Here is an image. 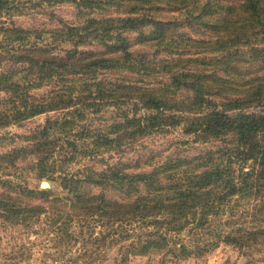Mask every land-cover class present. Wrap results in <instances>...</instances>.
I'll use <instances>...</instances> for the list:
<instances>
[{"label": "trees", "instance_id": "trees-1", "mask_svg": "<svg viewBox=\"0 0 264 264\" xmlns=\"http://www.w3.org/2000/svg\"><path fill=\"white\" fill-rule=\"evenodd\" d=\"M63 6L72 22L15 20ZM263 34L264 0H0V226L29 228L46 215L71 238L67 222L95 219L118 225L121 243L138 224L144 244L188 228L212 238L181 244L180 257L219 244L264 252V116L248 112L264 107V49L250 47ZM41 115L25 136L1 133ZM181 124L193 143L220 146L147 170L124 160ZM26 171L56 175L66 196L29 189L17 181Z\"/></svg>", "mask_w": 264, "mask_h": 264}, {"label": "rangeland", "instance_id": "rangeland-1", "mask_svg": "<svg viewBox=\"0 0 264 264\" xmlns=\"http://www.w3.org/2000/svg\"><path fill=\"white\" fill-rule=\"evenodd\" d=\"M28 12H30L28 16L15 19L18 25L51 28L59 20L72 22L76 14L75 10L68 6L46 7L38 11ZM180 32L187 36L192 35L186 29L181 31L179 29L178 34ZM250 47L262 50L264 49V41L252 44ZM165 56L161 55L160 58H165ZM247 69L246 73L250 74L252 70L248 66ZM246 80H248L246 83L251 81L249 78H246ZM111 112L109 111V113ZM248 112L264 116V107H256L248 110ZM140 114L142 116L146 115L144 112H140ZM46 118V115H41L19 126L9 127L1 133L10 136H25L29 131L42 125ZM183 126L181 124L180 129L145 138L138 143L137 147L125 150L124 160L129 162L132 167H136L137 170L144 168L147 170L146 165L158 163L170 155L195 156L204 151L215 150L216 147L220 146V144L193 143L190 137L183 135L185 134ZM23 144L20 141L17 143L18 146ZM109 156L113 157L110 154L106 155L104 159H108L111 163L113 160L110 161ZM30 162H32L31 159H28L20 164L28 168ZM94 164L92 160L88 159L82 162V165L86 166H93ZM77 168L78 166H71L70 170L75 171ZM95 168L100 170L102 165L96 164ZM55 177L56 175H54ZM54 178L49 174H36L35 176L26 171L17 181L21 184L26 182L29 189H39L40 183L47 181L50 184V189L44 191L53 192L58 198L66 196L65 192L58 187L59 184L56 180L54 181ZM91 192L92 194H98L96 189ZM28 203L38 204L39 202L32 199ZM247 207L246 202L241 203L234 214L240 215ZM62 210L65 213L68 212L67 207H62ZM48 224V217L44 215L29 228L18 226L4 229L0 226V264H263L264 262V252L244 253L224 244L211 248L199 257L198 255L180 257L177 248L181 244L189 248L196 241L212 238L209 233L204 232L201 234L197 231L192 233L188 228L182 234L168 236L166 243L163 239L150 236V242L144 244L149 236L146 237L143 228L138 224L126 227L133 237L123 242L120 241L121 243L118 241V229H116L118 225L115 224L105 225L95 219H74L72 222L66 223V229L71 238L60 236ZM149 230L153 231L154 228L151 226ZM223 230H226V228ZM209 231L212 232L211 234L214 233L210 228ZM175 245L177 250L173 253L168 252Z\"/></svg>", "mask_w": 264, "mask_h": 264}, {"label": "water", "instance_id": "water-1", "mask_svg": "<svg viewBox=\"0 0 264 264\" xmlns=\"http://www.w3.org/2000/svg\"><path fill=\"white\" fill-rule=\"evenodd\" d=\"M40 190H48L50 189V184L47 181H42L39 185Z\"/></svg>", "mask_w": 264, "mask_h": 264}]
</instances>
